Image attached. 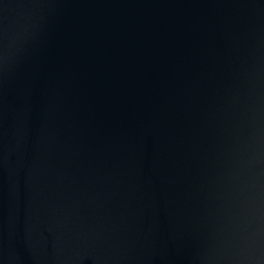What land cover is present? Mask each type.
Instances as JSON below:
<instances>
[{
	"label": "water",
	"instance_id": "95a60500",
	"mask_svg": "<svg viewBox=\"0 0 264 264\" xmlns=\"http://www.w3.org/2000/svg\"><path fill=\"white\" fill-rule=\"evenodd\" d=\"M0 264H264V0H0Z\"/></svg>",
	"mask_w": 264,
	"mask_h": 264
}]
</instances>
